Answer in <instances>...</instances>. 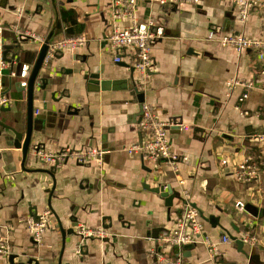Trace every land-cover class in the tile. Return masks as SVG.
Returning <instances> with one entry per match:
<instances>
[{"label": "crops", "instance_id": "obj_1", "mask_svg": "<svg viewBox=\"0 0 264 264\" xmlns=\"http://www.w3.org/2000/svg\"><path fill=\"white\" fill-rule=\"evenodd\" d=\"M4 3L0 0V20L9 48L4 49L8 65L3 84L12 102L5 106L9 111L0 110V119L19 132H26L28 121V92L18 86L23 81L20 73L27 65L30 75L41 45L18 42L15 26L45 38L54 30L51 41L86 35L88 42L77 51L58 53L41 69L34 91L33 138L24 165L14 134L0 126V237L7 238L15 256L11 263L0 255V264H158L151 250L158 248L161 235L181 215L182 190L190 192L200 214L218 217L219 224L214 227L202 219V237L183 250L173 249L175 254L182 252L190 264H264V217L255 218L238 207L247 203L264 207V143L250 139L264 134V62L254 50L238 53L207 39L214 29L220 36L241 34L264 40V7L243 21L231 0L168 7L139 1L138 19L155 20L164 35L153 46L155 70L145 82L135 72L132 83L163 119L179 123L168 131L172 149L181 158L177 176L164 160L151 162L142 153L126 151L145 138L138 125L141 105L127 84L118 90L87 89L84 75L90 72L125 82L132 77V66L127 60L115 62L109 42L112 0ZM117 24L126 27L130 19ZM41 78L48 79L45 89ZM229 79L242 84L229 89ZM244 92H248L243 103L248 115L236 108ZM185 125L192 130L186 131ZM38 146L46 152L97 147L104 155L101 163L81 164L70 158L55 168L37 158ZM245 157L258 163V179L242 182L235 177ZM146 186L173 188V205ZM48 208L49 228L37 244L28 220ZM81 226L103 228L108 236L83 239L78 234ZM247 234L258 239L244 247L256 248L253 261L232 238ZM224 235L230 242L222 243ZM206 240L217 243L222 256L211 258Z\"/></svg>", "mask_w": 264, "mask_h": 264}, {"label": "built area", "instance_id": "obj_2", "mask_svg": "<svg viewBox=\"0 0 264 264\" xmlns=\"http://www.w3.org/2000/svg\"><path fill=\"white\" fill-rule=\"evenodd\" d=\"M139 1L157 2L164 7L173 4H184L187 2L198 3L200 0H112L111 15L114 20L112 32L109 36L111 48L116 52L114 58L116 63H121L127 60L139 75V79L146 81L148 75L155 70V58L153 55L154 43L164 35V28L158 23L150 19L148 21H140L137 16V8ZM238 6L240 18L244 21L251 15L256 8L264 7V0H231ZM129 18L130 24L126 27H121L117 24L118 21ZM4 26L0 20V105L8 106L12 99L5 93L3 84L4 70L7 68V60L5 57V39L3 37ZM17 41L30 40L43 45L46 38L36 34L30 30H22L15 26ZM208 40L217 41L221 46L231 47L238 53L254 50L257 52L258 58L264 62V40L246 37L241 34L218 35L212 29L208 36ZM88 42L86 35L77 37H67L57 41H51L49 44L48 53L45 57V64L48 65L51 60L64 50L77 51L85 46ZM29 74V66H23L20 73L23 81L21 85L27 86V78ZM12 76H17L16 72L11 73ZM240 81L229 79L227 85L229 89L241 85ZM252 84L247 85L250 89ZM248 98V92H244L239 97L237 110L243 115H248L249 112L243 109V103ZM179 123L174 120H165L151 102L143 103V115L138 123L139 129L145 136L140 144L132 145L126 151L130 154L142 153L149 161L157 162L164 160L173 169L176 175L180 172L181 158L175 153L171 146L168 131L171 127ZM186 131H191V126H182ZM253 141L264 143V134H255L250 137ZM37 158L44 162L54 165L55 168L62 166L63 162L73 158L75 161L86 164L90 161L97 160L102 162L104 152L101 148L92 147L87 149H72L66 148L59 152H46L44 150H36ZM184 160V159H183ZM235 177L242 182H249L260 177V168L258 163L251 157H245L235 169ZM180 179V178H179ZM181 178L179 183H183ZM181 198V215L178 217L173 227L164 231L158 240V248L151 250L152 255L156 258L158 264H190L183 257V253H176L173 249H184L197 242L203 235L204 224L201 214L197 208L193 206L191 195L188 190H182ZM238 207L244 208V205L238 204ZM52 216L51 209L48 208L41 212L37 217L30 218L28 225L34 242L41 244L44 240L45 233L49 228L50 217ZM80 236L94 237L105 239L108 234L103 228L90 229L86 226H81L78 229ZM244 242L247 244H257L258 239L250 234L243 236ZM210 247L211 258H219L222 256L221 251L217 247V243L205 241ZM230 242V237L224 235L222 243ZM82 251L81 245L77 248V253ZM11 254L10 246L6 237H0V255L8 257ZM216 264H221L216 262Z\"/></svg>", "mask_w": 264, "mask_h": 264}, {"label": "water", "instance_id": "obj_3", "mask_svg": "<svg viewBox=\"0 0 264 264\" xmlns=\"http://www.w3.org/2000/svg\"><path fill=\"white\" fill-rule=\"evenodd\" d=\"M3 1V5L5 6L7 4L8 0H2ZM42 3H49L50 0H39ZM52 3L54 4L55 0H51ZM56 27V24L55 26ZM53 33L54 30H52L50 32V34L47 36L45 43L40 47L39 50V54L38 57L35 61V64L33 66V68L31 69L28 81H27V86L24 87L22 86L20 83L18 84V86H20L22 88V90L27 89L28 92V121H27V129L26 132H19L18 129L13 126V125H9L6 124L5 122H3L0 119V126L3 127L6 130L11 131L14 134V145L16 147H19L22 149V160H23V165L26 163V160L29 156V151L31 149V143H32V138H33V131H34V113H35V107H34V91H35V85H36V80L40 75V71L43 68V66H45V57L48 53V49H49V44L52 40L53 37ZM4 48H9V46H4ZM59 55L55 54V58H57ZM6 57V54H5ZM7 59V57H6ZM50 63L46 66H49ZM126 66H128L127 64H125ZM131 68V74L132 77L125 82L124 80H110V79H101V75L99 72H90L88 74L84 75L85 80H87V89L90 92H98L100 90L102 91H108V90H118L121 89V87H123V83L127 84L126 87H129L130 90L133 91L134 94H136L138 96V100L140 103V119L143 115V103L145 102V93L139 89V87L136 85L135 82L132 83V78L133 75L135 73V69L133 67ZM42 81L44 82L42 88L45 89L47 84H48V79L46 78H41ZM125 87V86H124ZM0 110L1 111H9L10 109L5 107V106H1L0 105ZM139 119V122H140ZM138 122V123H139ZM179 125L173 126L172 128L178 127ZM181 127V126H180ZM39 146L38 148H36V150H39ZM49 174H51L52 176H54L53 172L48 170L46 171ZM146 188L150 189L151 191L157 193V194H161L166 202L168 203L169 206L173 205V197H174V190L171 187H168L167 190L163 187H154L151 188L149 186H146ZM181 198V196H180ZM50 207V206H49ZM244 210L251 214L252 216H254L255 218H263L264 217V207L261 206H257L251 203H247L244 206ZM38 216V215H37ZM36 216V217H37ZM201 217L203 220L209 221L214 227H216L219 224V220L218 217H215L213 215H210L208 217L204 216L203 214H201ZM81 238H85L83 236H80ZM233 240L235 242H237V244H239L240 246V251L247 257V259L253 261L255 259H257V255L253 254V251L256 249L253 247H248V249H244V247H246L245 242L243 237L238 238V237H232ZM187 248V246H184V249ZM9 260L11 263H14V259L15 256H13L12 254H10L8 256ZM32 261H28L27 263H21V264H31ZM61 264V262L59 263ZM226 264H231V263H226Z\"/></svg>", "mask_w": 264, "mask_h": 264}, {"label": "trees", "instance_id": "obj_4", "mask_svg": "<svg viewBox=\"0 0 264 264\" xmlns=\"http://www.w3.org/2000/svg\"><path fill=\"white\" fill-rule=\"evenodd\" d=\"M65 15H66V19L70 18V16H67V14H65ZM72 23L74 24L73 20H71V24ZM68 31H69L70 34L72 33V29H71V26L70 25L68 26Z\"/></svg>", "mask_w": 264, "mask_h": 264}]
</instances>
